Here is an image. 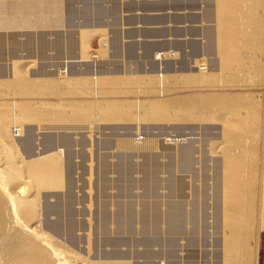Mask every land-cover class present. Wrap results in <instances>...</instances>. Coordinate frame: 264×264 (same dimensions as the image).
Segmentation results:
<instances>
[{"label": "rangeland", "instance_id": "1", "mask_svg": "<svg viewBox=\"0 0 264 264\" xmlns=\"http://www.w3.org/2000/svg\"><path fill=\"white\" fill-rule=\"evenodd\" d=\"M215 9V0H0V75H7L12 66L26 79L42 76L61 67L65 57L69 60V73L99 71V66L90 64L93 54L108 48V44L102 43L107 41L106 37L109 40V35H121L132 44V49L126 51L125 45H120L121 40H111L112 52L116 56L122 54L124 66L131 70L155 68L158 60L154 59V51L164 49L167 51L164 53L170 52L168 59H164V62L169 61L168 65L162 64L166 69L191 67L189 70H192L196 68L193 65H199L215 76L221 71L217 58L214 59L215 55L217 57ZM79 35L82 63L75 57ZM95 38L98 50H95ZM167 49H174L176 53ZM258 52L256 49V64L264 57ZM23 56H28L29 60L23 61ZM262 66V79L253 83L243 82L238 86L227 84L228 80L221 85V80L220 87L217 83L196 87L198 84H191L194 81L184 80L185 83L172 75L173 83L166 82L167 79L161 81L166 88L163 93L155 89L149 94L145 91L140 95L132 94L130 99L116 100L138 106L134 104L172 95L187 96V99L247 97L258 101L264 110V58ZM207 72L201 75H209ZM48 77L50 81L67 79L64 73L57 78ZM178 82L185 87L179 88ZM141 84L143 87L150 83L142 80ZM73 86L77 84L70 82L64 88H50L48 94L43 91L36 92L37 95H13L3 90L0 102L17 99L33 104L40 101L63 105L64 113L68 114L69 109L80 102L105 104L113 100L103 96L89 98L87 95L92 94L85 91L92 88L85 89L86 84L80 89ZM137 109L128 108L131 117L124 122L108 123L98 116L58 121L56 111L52 110L57 120H50L55 118L51 113L49 120L22 124L21 136L16 141L21 156L37 153V147L49 145L46 141L51 138L73 139L60 146L63 185L41 194L43 228L90 260L123 258L129 264H219L221 229L217 198L220 183L215 181L214 174L219 168L217 149L222 144L216 137L220 122L201 111L196 120H172L158 125L144 121ZM72 125L91 128L76 136L67 128H57ZM125 126L129 131H125ZM147 128L164 132L191 131L187 140V145L193 148L190 159L184 161L178 152L180 146L186 144H165L156 139L154 145H142L143 129ZM260 237L259 264H264V230Z\"/></svg>", "mask_w": 264, "mask_h": 264}, {"label": "bare ground", "instance_id": "2", "mask_svg": "<svg viewBox=\"0 0 264 264\" xmlns=\"http://www.w3.org/2000/svg\"><path fill=\"white\" fill-rule=\"evenodd\" d=\"M215 7L217 57L215 55L214 59L217 58V65L221 71L214 76L212 75L214 74L213 72L205 71L204 67L193 65L196 68L188 70L185 74L180 72V76L177 75L178 73L173 74L180 81L182 79V81H194L191 84L194 83V86L198 84L196 87L213 83L218 84L219 82L221 83V80V85H224V81L229 80L227 84L239 86L243 82L253 83L258 79H262L264 0H215ZM256 49L262 54L260 56L263 57H261L262 59L259 58V64H256ZM78 50L79 56H76L77 60L82 61V50L80 48ZM163 53L158 52L157 57L165 59L170 54V52ZM22 58L25 61L28 56H23ZM65 58L63 63H60L62 66L59 64L61 67H57L55 71L53 69V72H46L42 76H31V79H26L17 69L11 66L7 75H0V93L4 90L13 95H31L33 93L37 95L38 92L43 91L48 94L50 88H64L66 83L69 84L70 82L77 84V86L81 84L82 87L85 84L89 86L88 81H90V85L93 83L91 82L92 79L88 78V83L85 82L86 79L84 80V78L89 76L84 77L82 75L84 78L73 77L74 75L68 71L69 60L67 57ZM202 63L201 65H203ZM94 70L90 73V77H93V81L98 79V86H100L102 82L99 81L104 79V76L102 74L101 77L103 78H99V72H94ZM202 70L204 73L210 74L201 75L204 74ZM62 73L67 78L66 80H49L50 77L48 76L55 75L57 78ZM163 73L160 74L159 84L163 82L162 77L167 79L166 82L173 83L175 78L172 77L173 74H164L163 76ZM118 78L121 79V77ZM128 81L130 82L131 80ZM123 83L125 82L123 81ZM172 83L167 86L170 85L169 87H172ZM246 83L244 85H247ZM180 84L181 82H178L177 86ZM217 84L214 85L217 86ZM81 85L77 89H80ZM87 86H85V89H87ZM181 86L185 87L184 84L178 87L180 88ZM73 87L76 88L75 86ZM46 93L43 94L47 95ZM113 94L114 92L111 95ZM186 97L148 100L134 104L138 106H133L130 102H113L112 104L109 100L105 104L80 102V104L72 106L69 109L70 111L68 110V114L64 113L65 108H63V105H48L40 101L38 104H33L27 101H18L17 99L1 101L0 264H129L123 258H108L95 261L80 256L43 228L41 194L42 192H51L59 189L63 185L61 178V167L63 166H61L62 148L60 146L73 142L72 137L68 138L67 136L64 137V135V139L61 137V142L57 140L58 138H51L46 141L49 142V145H42L41 148L37 147L39 151H35L37 153L28 156L18 154L16 141L17 137L21 136L22 124L25 121H32L33 123V121L49 120L50 114H53L52 110L56 111L58 121L68 119L80 121L84 120V118L86 119V117L98 116L109 123V121H128L131 117L128 113V108H131V106L138 108L139 116L144 121H154L158 125L169 123L172 120L174 122L191 120L192 118L196 120L197 117L199 119L201 113H204L203 111L207 112L206 115L209 118L220 122L219 132L217 131L216 137L222 142L217 149L221 160L219 158V161H217L219 162V168L217 173L214 174L215 181L217 180L220 183L217 198L218 222L221 229L219 264H259L260 234L264 230L263 107L258 101L246 99L247 97L245 99L229 96L227 99H187ZM213 102L217 103L216 106L212 105ZM56 113L53 114V117L56 116ZM57 118H51L50 120H57ZM127 126L123 128L126 129ZM57 128L59 130L67 128L68 132H72L76 136L79 132L88 131L91 127L87 125H72L69 127L59 126ZM158 128H153L152 130L143 129L144 140L140 143L144 146H151L155 144L156 139H159L165 141V144H186L180 146L182 149L179 147L178 152L184 161H188L193 151V148L187 145L191 131L171 130L164 132ZM127 130L129 131V129L125 131L127 132ZM134 142L139 143L137 139H134ZM174 214L177 216L176 212ZM175 220L177 221V218Z\"/></svg>", "mask_w": 264, "mask_h": 264}, {"label": "crops", "instance_id": "3", "mask_svg": "<svg viewBox=\"0 0 264 264\" xmlns=\"http://www.w3.org/2000/svg\"><path fill=\"white\" fill-rule=\"evenodd\" d=\"M109 36H110L109 38H111V39L108 40V37L105 38L108 42L107 41H106V43L105 42H102L103 45H107L108 44L109 45L108 48H106V49H100L101 50V52H100L101 54L100 53L99 54H96L95 53L92 56L93 60H92V63H90V64H92V65H95L96 64L100 68L99 71L94 70V72L95 71L96 72H99V78H103V77H101L102 74H103L104 79H102V80L100 79L99 82H102V85L100 84V86H98V84H99L98 83V79H94V81L96 80L95 81V84L99 88L96 87L95 84H94V87H93L94 89H92V91L89 90V92L87 91V93L92 94V95H87L89 98H92V99L97 98L98 99V97L103 96V97H105L107 99H113V100H109V101H114L116 99H130L128 97H131L132 94H134V95H140V94H142L141 92H145V91H147V93L149 94V92L154 91L156 89V87H157L156 90H159V92H162L163 93L166 88H164L165 86L162 85V87H163V89H162V87H160L161 84H159V81H158L161 78L160 77V74L161 73L164 72L163 73V76H164V74L172 75L173 73L174 74L175 73H178L177 75H179L182 71L183 72H186L190 68L189 67L188 69H166L162 64L165 63L166 64L165 66H167L169 61L168 62L167 61L164 62V59L160 60V58L157 57V53H158L157 51L158 50L161 51V52H167V51H163L164 49H157V50L154 51V59H157L158 60L157 61L158 63L156 64L157 66L155 68L150 69V70H143V69L131 70L130 68L124 66V62H123L124 61V59H123L124 57L122 56V54L119 55V56H116L115 53H114V51L112 52L113 46L111 44H112L113 41L121 40L120 45H125L126 51L129 50V49H132L131 48V45L132 44L128 41V39L126 37H123L121 35H116V36L115 35L114 36L109 35ZM94 40H95V44H96L95 50H98L99 49L98 40H97V38H95ZM111 40H113V41H111ZM77 43L79 44L78 49L81 48L80 35L78 36ZM167 50L168 51H172V52H175L176 51L174 49H172V50L167 49ZM105 54H106V57H103ZM76 56H79L78 50H77V55ZM119 57H120V59L118 60ZM78 61H80L81 63L84 62V61H81V60H78ZM83 64H86V63H83ZM91 72H93V70L90 71L89 73H85V72L83 73V71H76V72H73L72 74L74 75L73 77L76 76L75 78L83 77L82 75H84V77L85 76H89V77H86V78L83 77L84 80L86 79L85 82L86 83H88V82L90 83V81H88V79H90V80L92 79L91 82L94 83L93 77H90L91 76V74H90ZM151 73H152V75L153 74L154 75L152 76ZM118 77H121V79L118 78ZM162 78L164 79L165 77H162ZM128 80H131L130 81L131 83ZM142 80L148 81L150 84L152 82L153 83H158V84H154V85L152 84V86L149 84V85H146V86H143L142 87L141 86L142 85L141 84ZM123 81L125 83H123ZM89 83H88V85H89ZM93 83H91V84H93ZM122 83H123V85H122ZM158 85H160V86H158ZM87 88H88V86H87ZM142 88H144V89H142ZM160 89H162V90H160ZM117 91H119L118 94H117ZM106 92H108L107 93L108 95L105 94ZM113 92H114V94L111 95ZM85 93H86V91H85ZM173 97H175V96L172 95V96H167V97H164V98L162 97V98H152V99H169V98H173ZM116 101L117 102H128V101H120V100H116Z\"/></svg>", "mask_w": 264, "mask_h": 264}]
</instances>
